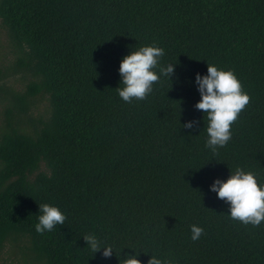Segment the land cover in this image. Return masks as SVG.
I'll use <instances>...</instances> for the list:
<instances>
[{
    "label": "trees",
    "instance_id": "16d2710c",
    "mask_svg": "<svg viewBox=\"0 0 264 264\" xmlns=\"http://www.w3.org/2000/svg\"><path fill=\"white\" fill-rule=\"evenodd\" d=\"M145 46L174 75L124 102L121 60ZM207 64L251 98L217 154L195 108ZM237 167L264 185V0H0V264H264V222L210 190ZM45 203L66 220L38 234Z\"/></svg>",
    "mask_w": 264,
    "mask_h": 264
},
{
    "label": "clouds",
    "instance_id": "9594fccd",
    "mask_svg": "<svg viewBox=\"0 0 264 264\" xmlns=\"http://www.w3.org/2000/svg\"><path fill=\"white\" fill-rule=\"evenodd\" d=\"M164 54L161 47L145 46L123 57L119 67L123 87H118L117 91L124 102L146 100L153 92V85L160 82V75L171 79L175 65L161 67L160 75L154 71ZM195 83L201 96L195 108L205 114L208 122L206 147L210 148L213 154H217L218 149L225 147L231 140V127L251 102V98L243 90L233 71L219 70L211 64H207V75L196 74ZM197 123L188 121L183 127L193 129ZM210 190L229 205L231 219L253 227H258L264 222V185L258 183L254 173L237 167L226 181L216 179ZM39 213L38 223L35 225L38 234L51 232L57 225H64L66 220V216L58 207L46 203L39 205ZM191 233V239L196 241L203 235V229L192 225ZM83 238L93 253L103 249V257L109 258L113 255L112 246L102 247L101 241L95 235L89 234ZM138 255L125 253L122 264H141ZM147 264L170 262L152 255Z\"/></svg>",
    "mask_w": 264,
    "mask_h": 264
}]
</instances>
